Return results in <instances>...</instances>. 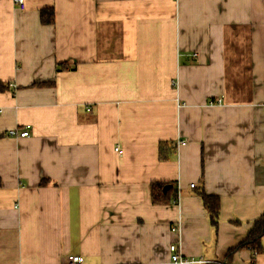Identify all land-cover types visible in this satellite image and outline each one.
Segmentation results:
<instances>
[{
    "label": "crops",
    "instance_id": "crops-1",
    "mask_svg": "<svg viewBox=\"0 0 264 264\" xmlns=\"http://www.w3.org/2000/svg\"><path fill=\"white\" fill-rule=\"evenodd\" d=\"M24 4L0 0V264H264L227 258L264 211V0Z\"/></svg>",
    "mask_w": 264,
    "mask_h": 264
},
{
    "label": "trees",
    "instance_id": "trees-1",
    "mask_svg": "<svg viewBox=\"0 0 264 264\" xmlns=\"http://www.w3.org/2000/svg\"><path fill=\"white\" fill-rule=\"evenodd\" d=\"M50 14L47 16L46 14ZM41 22L45 25H50L53 23V12L50 10L47 12L44 10L42 16H40ZM70 69L66 65H61L56 67V71H65ZM52 86L53 83H37L34 84L36 87ZM9 89V84L0 82V92L7 91ZM160 159H165L163 151L160 149ZM166 185H172L167 182H152L150 184V201L152 205H168L173 201L177 200L176 190L171 187L166 192H163V188ZM200 196L201 202L205 210L208 212L210 223L215 226L218 220L219 205L218 198L210 195H206L202 190L197 192ZM264 236V211L261 216L253 223V226L248 231L244 241L240 242L235 247L231 248L227 252V258H230L235 252L239 250L246 249L252 254L251 263H253L254 256L262 253L264 250L261 247V238Z\"/></svg>",
    "mask_w": 264,
    "mask_h": 264
},
{
    "label": "built area",
    "instance_id": "built-area-1",
    "mask_svg": "<svg viewBox=\"0 0 264 264\" xmlns=\"http://www.w3.org/2000/svg\"><path fill=\"white\" fill-rule=\"evenodd\" d=\"M14 5L17 6L20 10H24L25 4L24 0H13ZM220 103L219 101L216 102ZM7 135L11 138H25L28 137L29 132L27 130H17V129H11L7 132ZM193 187V186H190ZM176 229L172 228V232H174ZM170 253V262L173 264H202L203 261H195V260H187L183 258L177 251V247L175 245H170L169 248ZM66 264H81L82 258L80 256H72L67 255L65 257Z\"/></svg>",
    "mask_w": 264,
    "mask_h": 264
},
{
    "label": "water",
    "instance_id": "water-1",
    "mask_svg": "<svg viewBox=\"0 0 264 264\" xmlns=\"http://www.w3.org/2000/svg\"><path fill=\"white\" fill-rule=\"evenodd\" d=\"M169 188V186H165L164 188H163V192H166V190Z\"/></svg>",
    "mask_w": 264,
    "mask_h": 264
},
{
    "label": "bare ground",
    "instance_id": "bare-ground-1",
    "mask_svg": "<svg viewBox=\"0 0 264 264\" xmlns=\"http://www.w3.org/2000/svg\"><path fill=\"white\" fill-rule=\"evenodd\" d=\"M172 245H174V244H172Z\"/></svg>",
    "mask_w": 264,
    "mask_h": 264
}]
</instances>
